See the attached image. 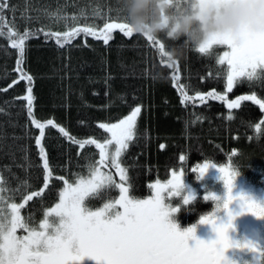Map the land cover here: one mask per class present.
<instances>
[{
	"label": "trees",
	"instance_id": "trees-1",
	"mask_svg": "<svg viewBox=\"0 0 264 264\" xmlns=\"http://www.w3.org/2000/svg\"><path fill=\"white\" fill-rule=\"evenodd\" d=\"M130 2L123 5V0H11L14 13L8 12L7 16L20 32L25 27L33 32L40 28L64 32L66 23L99 29L105 22H125V8ZM177 2L184 6L187 0ZM56 12L68 19L53 22L48 17ZM29 15L31 23L21 19ZM73 15L76 20L70 19ZM157 40L165 48L172 44L164 37ZM157 49L158 44L145 35L133 32L127 37L119 30L113 31L108 45L89 36L85 46L82 35L61 49L42 33L30 38L26 41L23 68L33 77L34 116L41 122L54 119L79 140L92 138L102 142L110 134L99 128L100 123H117L140 106L136 138L121 157L132 194L143 197L150 192L149 185L185 169L189 182L198 189V197L189 205H184L180 197L174 203L181 204L180 211H197L203 198L195 173L191 172L193 167L231 161L252 176L255 167L264 171V125L259 131L255 129V124L264 120V110L252 101H242L238 109H228L219 99H209L204 104L197 101L196 106L192 102L182 105L174 75L179 76L180 84L189 86V95L213 90L225 93L227 67L220 65L218 59L226 48L214 47L211 57L189 49L186 58L173 67L166 66L170 64L166 55L162 61ZM17 59L18 50L0 38V89L18 78L14 70ZM26 88L27 82L22 80L6 92L0 91V177L3 186L15 192L10 202L17 204L43 189L41 195L20 209L21 216L31 217V223L37 226L46 210L60 200L65 180L75 182L89 174V165L99 160V150L94 145L80 149L56 129H46L42 143L52 177L45 188V171L35 143L39 131L31 124L27 102L22 99ZM253 94L264 99V85L249 86L240 80L227 93V99ZM229 115L233 118L228 119ZM181 155L185 156L184 161L179 160ZM108 171L121 183L114 168ZM118 198L119 191L113 190L104 200L86 198V204L98 209Z\"/></svg>",
	"mask_w": 264,
	"mask_h": 264
},
{
	"label": "snow or ice",
	"instance_id": "snow-or-ice-1",
	"mask_svg": "<svg viewBox=\"0 0 264 264\" xmlns=\"http://www.w3.org/2000/svg\"><path fill=\"white\" fill-rule=\"evenodd\" d=\"M8 12L14 13L11 0H0V38L7 39L10 47L18 50L14 69L18 78L0 91H8L22 80L27 82L26 95L22 99L27 102L31 124L39 131L35 143L45 171L44 187H48L52 177L42 143L48 128L56 129L62 137L78 145L80 149L85 145H94L99 150V160L89 165L88 176L80 178L75 186L65 180L66 187L60 193V201L46 210L45 218L38 226L31 223V217H22L20 209L24 208L28 201H32L34 196L41 195L43 189L41 192L25 196L23 202L17 204L10 202L15 192L4 187L0 177V264H81L85 258L95 261V264H235V261L226 256L229 249H239L250 254L251 260L245 261V264H264V245L247 238L242 241L234 240L229 236V231L234 228V221L239 215L248 213L257 219H264V203L244 191L234 193L235 174L227 167L205 162L191 169L192 173L198 172L196 178L201 179L210 168H216L225 189L223 198L212 192L203 196L204 200L211 199L217 205L215 218L201 217L199 221L200 224L211 225L215 233V238L207 241L196 237L195 226L181 231L170 219L181 209L172 207L169 202L165 203L166 200L180 197L184 205H189L196 199L192 193L183 192V171L179 174L173 171L171 179L166 183L156 181L149 185L153 190L150 198L138 199L132 194V185L127 183L130 178L120 158L136 138L140 106L135 107L127 117L117 123H100L99 128L110 134L103 142L92 138L79 140L54 119L41 122L35 118L33 77L23 68L26 41L42 33L46 40H54L61 49L70 46L82 35L85 38V46L89 36L108 45L114 30H119L127 37L133 35L127 19L125 22H105L99 29L88 24L68 26L66 23L64 32L45 31L44 28L33 32L28 27L20 32L14 23H9ZM48 18L57 23L68 19L59 12L50 13ZM12 19L15 20L14 14ZM21 19L31 23L30 15L22 16ZM70 19L76 20L77 17L73 15ZM146 37L153 44H158L157 50L163 61L166 55L165 44L150 36ZM217 46L227 49L218 59L220 65L227 67L225 93L220 94L213 90L189 95V86L180 84L179 76L174 75L172 78L178 84L182 105L192 102L193 106H196L197 101L204 104L209 99H219L228 109H238L242 101H252L264 110V99H258L255 94L242 95L231 101L227 99V93L232 92L237 81H246L249 86L256 83L264 85V30H244L239 37L216 36L195 51L211 57L212 50ZM166 66L173 67V64ZM232 118L229 115L228 119ZM262 125L264 120L255 124V129L259 131ZM235 154L233 150V155ZM179 160L184 161L185 156L181 155ZM111 168L117 170L121 183H117L111 171L106 170ZM113 190L119 191L118 199L104 203L98 210L89 209L86 198L104 200ZM6 192L9 195L6 196ZM234 204L238 210L231 207ZM17 229H22L27 234L17 236ZM190 241L194 243L190 244Z\"/></svg>",
	"mask_w": 264,
	"mask_h": 264
},
{
	"label": "clouds",
	"instance_id": "clouds-1",
	"mask_svg": "<svg viewBox=\"0 0 264 264\" xmlns=\"http://www.w3.org/2000/svg\"><path fill=\"white\" fill-rule=\"evenodd\" d=\"M125 10L133 32L172 42L165 53L173 65L213 37L264 30V0H131Z\"/></svg>",
	"mask_w": 264,
	"mask_h": 264
},
{
	"label": "flooded vegetation",
	"instance_id": "flooded-vegetation-1",
	"mask_svg": "<svg viewBox=\"0 0 264 264\" xmlns=\"http://www.w3.org/2000/svg\"><path fill=\"white\" fill-rule=\"evenodd\" d=\"M216 164V163H215ZM202 165V164H200ZM219 166H224L229 169V171L233 172L235 181V187L233 192L244 191L248 194L253 195L255 199L259 202L264 203V172L262 173L260 170L254 172L255 174L252 176L248 173L241 171L240 165H237L234 162H227L226 164L220 163L216 164ZM255 165L253 164V167ZM261 169V168H259ZM183 171L184 173V193H192L196 198L198 197L197 191L198 189L194 187L188 178V173L185 169H179L176 171L178 174ZM198 174L195 173V176ZM261 174V175H260ZM263 174V175H262ZM169 179H171V175L165 179L160 181L161 183H166ZM199 187L201 188V197L208 193H215L217 196L223 198L225 189L223 185L222 179H220V173L216 168H210L205 176L201 179H197ZM155 183V182H154ZM153 183V184H154ZM153 190L151 189L149 193H147L143 197H137L138 199H147L152 196ZM177 197H171L166 200L165 203L169 202L172 207H179L181 204L174 203V199ZM112 202V201H110ZM183 202V200H182ZM193 202V201H191ZM231 207L238 210V207L234 204ZM217 212V205L211 199L202 200V203L199 205V209L197 211L193 210H183L178 211L176 214L170 217L172 222L176 223L179 230L183 231L190 226L196 227V237L202 240H210L215 238V233L212 231L210 225L200 224L199 221L201 217H210L215 218V213ZM229 236L234 240H244L245 238L250 240H255L256 242L264 245V219H257L251 214L244 213L236 217L234 221V228L230 229ZM190 244L194 243V241H190ZM226 256L230 260L235 261V264H245V261L251 260V255L245 253L239 249H229L226 252ZM88 258H85L82 263H89Z\"/></svg>",
	"mask_w": 264,
	"mask_h": 264
},
{
	"label": "rangeland",
	"instance_id": "rangeland-1",
	"mask_svg": "<svg viewBox=\"0 0 264 264\" xmlns=\"http://www.w3.org/2000/svg\"><path fill=\"white\" fill-rule=\"evenodd\" d=\"M226 50H227V49H225L224 51H226ZM222 55H223V53H222ZM130 113H131V112H130ZM130 113H129V114H130ZM129 114H128V115H129ZM128 115H126L125 117H127ZM125 117H124V118H125ZM102 142H103V141H102ZM120 159H121V158H120ZM122 166H123V164H122ZM123 167H124V166H123ZM114 169H115V168H114ZM102 170H105V169H102ZM106 170H109V169H106ZM115 170H116V169H115ZM116 173H117V175H118V177H119V174H118L117 170H116ZM260 175H261V174H260ZM262 175H263V174H262ZM87 176H88V175H87ZM87 176H84L83 178H86ZM80 178H82V177H80ZM80 178H79V179H80ZM79 179H77L75 182H68V183H69V184H72L73 186H75V184L79 181ZM65 187H66V185L64 186L63 190L65 189ZM63 190H62V191H63ZM59 201H60V200H59ZM59 201H58V202H59ZM58 202H57V203H58ZM54 206H55V205H54ZM54 206H52V207H54ZM52 207H51V208H52ZM49 209H50V208H49ZM89 209H90V208H89ZM90 210H93V211H94V210H98V209H90ZM44 218H45V217H44ZM43 220H44V219H43ZM38 225H39V224H38ZM38 225H37V226H38ZM20 231H22V232H20ZM16 234H17V236H23V235H26L27 233L24 232L22 229H17V233H16ZM81 264H85V263H84V262H83V263L81 262ZM87 264H95V261L89 260V263H87Z\"/></svg>",
	"mask_w": 264,
	"mask_h": 264
}]
</instances>
